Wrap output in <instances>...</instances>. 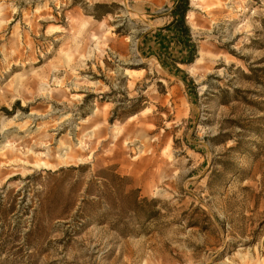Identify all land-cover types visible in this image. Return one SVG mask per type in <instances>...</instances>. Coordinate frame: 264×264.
<instances>
[{
	"label": "rangeland",
	"instance_id": "rangeland-1",
	"mask_svg": "<svg viewBox=\"0 0 264 264\" xmlns=\"http://www.w3.org/2000/svg\"><path fill=\"white\" fill-rule=\"evenodd\" d=\"M177 1L0 0V264H264V0Z\"/></svg>",
	"mask_w": 264,
	"mask_h": 264
},
{
	"label": "trees",
	"instance_id": "trees-1",
	"mask_svg": "<svg viewBox=\"0 0 264 264\" xmlns=\"http://www.w3.org/2000/svg\"><path fill=\"white\" fill-rule=\"evenodd\" d=\"M188 12V0H178L173 6V9L170 13L172 21L168 26L173 31L172 36H174L176 39L178 38L183 41V49H181V51H183V53L185 54L186 61H180L181 64L193 62L195 60L196 55L194 46L190 45V34L185 22V18Z\"/></svg>",
	"mask_w": 264,
	"mask_h": 264
},
{
	"label": "bare ground",
	"instance_id": "bare-ground-1",
	"mask_svg": "<svg viewBox=\"0 0 264 264\" xmlns=\"http://www.w3.org/2000/svg\"><path fill=\"white\" fill-rule=\"evenodd\" d=\"M190 6L193 7L194 9L197 8L196 5L194 4V1H193V0L190 1ZM134 13H135V12L133 11V14H134ZM190 29H191V31H193V32L197 31V28H196L195 26H190ZM199 61H200V59H197V60L195 61V63H194V66H196V65L199 63ZM151 177H152V178H155V177H153V176H151Z\"/></svg>",
	"mask_w": 264,
	"mask_h": 264
},
{
	"label": "crops",
	"instance_id": "crops-1",
	"mask_svg": "<svg viewBox=\"0 0 264 264\" xmlns=\"http://www.w3.org/2000/svg\"><path fill=\"white\" fill-rule=\"evenodd\" d=\"M169 47H170V45H169Z\"/></svg>",
	"mask_w": 264,
	"mask_h": 264
}]
</instances>
